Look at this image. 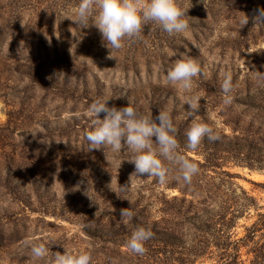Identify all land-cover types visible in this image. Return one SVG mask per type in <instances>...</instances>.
I'll use <instances>...</instances> for the list:
<instances>
[{
	"label": "rangeland",
	"instance_id": "1",
	"mask_svg": "<svg viewBox=\"0 0 264 264\" xmlns=\"http://www.w3.org/2000/svg\"><path fill=\"white\" fill-rule=\"evenodd\" d=\"M61 1L63 13L51 19L37 14L41 0H0V31L13 22L0 39V264H33L30 250L23 246L26 239L51 241L54 252L85 250L80 230L100 233L109 215L118 214L102 203L107 191L135 205L142 212L135 225L146 227L150 219L159 218L161 198L181 196L178 189L154 183L152 177L135 175L126 147L120 153L108 147L88 150V106L107 96H112L109 106L131 102L138 112H151L153 118L176 106L172 117L179 150L193 159L202 158L204 149L210 157L216 154L221 170L234 174L231 179L220 175L225 186L237 187L236 183L254 199L232 228L235 237L244 236L245 226L257 219V212H264V161H252V166L234 162L229 151L233 142L225 138L232 133L226 120H232L246 103L264 102V81L256 79L258 72H264V26L253 20L263 0H214L212 10L202 5L205 0H178L188 8L185 19L190 24L185 33L169 36L149 23L142 38L125 39L123 47L113 51L95 26L80 28L68 19L78 6L74 0ZM245 14L248 23L240 27ZM40 17L43 37L33 35L26 45L23 33ZM63 19L69 21L61 31ZM177 59H195L202 69L190 93L200 97L199 108L189 118V105L179 107L186 93L165 83L166 70ZM225 73L234 85L230 105L223 103ZM192 119L208 123L220 139L204 138L196 150L187 148L184 131ZM258 155L264 156V151L252 152L251 160ZM207 172L218 175L211 168ZM125 196L128 199L121 198ZM15 224L19 233L10 239ZM263 235L264 229L240 248L242 264H251L254 255L249 250L264 241ZM172 242L178 251L191 246L177 237ZM217 253L206 254L195 264H213Z\"/></svg>",
	"mask_w": 264,
	"mask_h": 264
},
{
	"label": "clouds",
	"instance_id": "2",
	"mask_svg": "<svg viewBox=\"0 0 264 264\" xmlns=\"http://www.w3.org/2000/svg\"><path fill=\"white\" fill-rule=\"evenodd\" d=\"M187 9L182 8L178 0H80L70 18L80 28L95 26L105 46L113 51L122 48L125 39L142 38L144 27L149 23H154L169 36L182 35L189 28L185 19ZM248 20L245 14L239 21L240 27ZM253 20L264 26V8L258 9ZM201 72V66L195 59H177L166 70L165 83L178 86L186 93L179 107L185 109L184 105H189L186 110L188 118L193 117L199 108L200 97H193L190 93L194 88V78ZM256 79L264 81V72H258ZM221 88L224 105H230L234 99L230 74H224ZM110 97L97 98L88 106L87 114L91 119L90 128L85 132L88 150L108 147L113 153H120L122 147H126L131 153L128 160L134 164L135 175L152 177L160 184H167L169 173L175 168L176 179L186 185L191 184L193 176L199 172V166L179 150L178 129L172 117L176 106L159 111L153 118L151 112H138L131 102L119 108L109 106L107 101ZM101 113L104 114L103 118ZM184 135L187 148L191 150H196L204 138L210 141L220 139L219 132L213 127L195 119L185 129ZM127 190V186L122 187V191ZM121 198L128 199L127 196ZM134 216L135 212L129 208L121 210V217L129 221ZM153 236L150 227L138 225L128 237L126 248L133 253L143 254L146 251L145 243ZM51 244L53 242L35 238L23 241V246L30 250L33 264H92L90 251L54 252L50 249Z\"/></svg>",
	"mask_w": 264,
	"mask_h": 264
},
{
	"label": "trees",
	"instance_id": "3",
	"mask_svg": "<svg viewBox=\"0 0 264 264\" xmlns=\"http://www.w3.org/2000/svg\"><path fill=\"white\" fill-rule=\"evenodd\" d=\"M41 1L36 7L39 12L37 14H43L44 17L50 16L51 19L57 15L59 19L60 11L62 10L63 13L64 10L62 1L55 0L49 4L50 0ZM213 1L205 0L202 5L212 10ZM79 2L80 0H74L76 5ZM260 8H264V0L261 2ZM69 15L68 19L73 16V13ZM41 18L43 17L38 18L37 23L32 24L28 32L23 33L22 40L26 45H30L33 35L37 34L39 39H42V25L39 24ZM68 19L62 20L63 24L59 27L61 31L66 28ZM32 22L33 20L30 21V23ZM12 25L13 22L7 25L6 30L0 31V39L3 38L5 31L11 30L9 27ZM147 57L143 59L146 63L148 62ZM152 59L150 57V65L153 62ZM137 63V61H132L131 64L136 65ZM238 105L240 107L241 102ZM245 105L243 109L241 108L238 113L232 116V120H226V122L230 121L232 133L225 138L233 142L229 151L232 152L231 157L234 162L252 166V161H264V156L261 155L251 160L252 152L264 151V102L252 105L246 103ZM242 144L245 145V148L242 147ZM202 151L204 152L202 158L193 159L188 156L199 166V172L193 176L191 184L186 185L182 180L176 179L175 168L170 171L171 180L166 187L178 189L181 196L174 195L159 200L160 205L157 209L160 216L150 219V228L154 232V236L145 243L146 251L143 254L133 253L126 248V241L135 229L137 218L142 215V212L137 211L135 205L123 202L117 194L107 191V194L102 198V203L109 209L113 206L118 213L117 216L109 215V220L102 226L103 231L100 233L92 232L86 228L80 230L86 239L85 250L90 251L92 255V264L97 255L99 260H96V264H195L198 258L206 254H213L215 250L218 253L215 255L216 262L213 264H242L240 248L252 242L257 232L264 229V212H257V219L245 226L244 236L235 237L232 228L236 225V218L242 215L246 206L251 204L254 199L248 196L238 184L235 183L237 187H233L234 182H229L232 188H227L222 176L231 179L234 174L221 170V163L216 154L210 157L205 149ZM5 160L7 159L4 158ZM210 168L218 174L216 177L208 175L207 171ZM220 175L222 176L220 177ZM154 183L159 182L155 180ZM238 187L240 193L237 192ZM24 207L30 210L29 205L25 204ZM124 208L136 211L131 221L126 217H121V210ZM27 230L26 224L24 231ZM18 233L15 224L10 239H14L12 237ZM176 237L181 242H190V248L178 251L177 247H173L172 242V238ZM89 247L91 249L87 250ZM249 251L254 255L251 264H264V241L255 243Z\"/></svg>",
	"mask_w": 264,
	"mask_h": 264
}]
</instances>
